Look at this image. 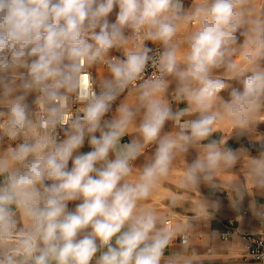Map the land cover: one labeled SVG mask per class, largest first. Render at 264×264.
<instances>
[{
	"label": "clouds",
	"instance_id": "obj_1",
	"mask_svg": "<svg viewBox=\"0 0 264 264\" xmlns=\"http://www.w3.org/2000/svg\"><path fill=\"white\" fill-rule=\"evenodd\" d=\"M247 2L203 0L182 14L180 0H0V139L19 141L0 153V264H161L178 230L143 202L168 176L176 154L206 140L218 118L246 126L264 99V19L249 20ZM181 20L198 25L183 51L175 42ZM245 25L242 59L250 74L239 73L242 87L225 100L220 93L229 85L213 71L236 72L231 56ZM140 35L163 45L158 59L146 45L106 59ZM150 61L159 75L139 84L138 106L122 104L102 124ZM98 62L107 63L111 76L97 93L83 69ZM169 76L177 81V99L188 105L180 111L162 99ZM33 93L39 113L28 102ZM72 94L84 103L83 115L67 113ZM218 102L222 113L214 110ZM140 108L142 141L122 144ZM192 113L199 115L181 123ZM169 120L179 131L161 136ZM57 127L65 129V139H57ZM86 137L92 150L79 152ZM151 143L152 161L132 179V162ZM203 147L181 186L210 180L216 168L236 161L215 141ZM253 164L264 187V159Z\"/></svg>",
	"mask_w": 264,
	"mask_h": 264
},
{
	"label": "crops",
	"instance_id": "obj_2",
	"mask_svg": "<svg viewBox=\"0 0 264 264\" xmlns=\"http://www.w3.org/2000/svg\"><path fill=\"white\" fill-rule=\"evenodd\" d=\"M180 2L183 14L191 13L197 7L199 0H180ZM117 11L118 9H114L109 17L110 20H115ZM188 23L183 20L178 21L179 31L175 42L182 51L187 49V36L197 28ZM133 48L130 39L127 45L116 50L125 55L127 50ZM260 64L264 67V60H261ZM91 68L96 81L103 82L111 76L109 69L102 66L91 65ZM247 69L248 65L244 62L239 63L236 72L229 71L225 67L213 71V76L223 79L229 85L220 93L225 100L230 98L229 94L233 87H242L239 73L250 74ZM168 82L169 86L162 94L163 101L174 111L188 107L186 101L177 99L175 78L169 76ZM35 94L28 97L30 104ZM138 95V87L127 90L113 112L101 123L112 120L118 114V108L122 104L135 109L139 104ZM4 110L3 106H0V111ZM214 110L222 113V104L218 102ZM143 112V108L137 112L133 124L121 140L122 144L129 143L133 139L142 141L138 128L143 119ZM198 115L199 113L185 115L181 117V123L195 119ZM178 131L176 123L169 120L161 130V136L175 135ZM95 135L99 136V132ZM213 141L217 142L222 150H232L236 156L235 163L231 166L221 165L216 168L210 174V180L201 178L200 182L194 186H181L189 165L203 156L205 151L203 145ZM8 147L12 146L5 137L0 139V153L5 152ZM155 148L156 143L145 145L142 154L132 162V179L152 161ZM91 150L86 137L83 147L78 151L86 153ZM109 158L114 159V155L110 153ZM258 159H264V99L250 115L246 126L237 127L228 117L218 118L213 125L212 134L206 140L191 145L186 152L176 154L168 176L162 178L150 198L143 202L144 206L154 209L165 220L170 219L172 228L178 230L172 242L164 250L161 264H258L248 257L243 240L239 237L241 233L263 231L257 220L259 213L264 210V187L257 184L258 176L253 164ZM69 167H71V161H69ZM2 180L3 178L0 177V181ZM173 199L176 201L175 204L172 203ZM77 203L79 201L69 202V209H74ZM230 223L235 234L231 238L224 239L222 232ZM162 226L158 225V227ZM181 234L187 235L186 243L180 242Z\"/></svg>",
	"mask_w": 264,
	"mask_h": 264
},
{
	"label": "built area",
	"instance_id": "obj_3",
	"mask_svg": "<svg viewBox=\"0 0 264 264\" xmlns=\"http://www.w3.org/2000/svg\"><path fill=\"white\" fill-rule=\"evenodd\" d=\"M195 21H191V23H194ZM126 34L131 36L130 30H126ZM132 45L134 48L140 47V46H148L152 49V52L150 55H152L154 58L159 57V54L164 50L163 45L159 42L153 43L150 40H145L143 38V35L136 36L131 39ZM124 54L121 52L117 51L116 49H113L109 52L108 57L106 59H110L112 57H120L124 58ZM94 65L102 66L105 69H108V65L106 62H98ZM83 72L85 75H87L89 79V84L90 86L98 93L101 90V86L103 85V82L96 81L95 76L93 74V70L91 66H86L83 69ZM153 74L159 75L158 69L155 65L152 64L150 61L149 64L146 67L145 72L142 74L139 80L134 82L133 84H130L123 92L120 93V95L117 97V99L112 103V107L110 111L104 116L106 118L113 110L115 109L116 105L118 104L120 98L122 95L129 90L130 88L133 87H138L139 84H141L144 80L149 79ZM167 79V77H166ZM37 94H35L34 99L31 103L32 109L34 113H39L40 108L39 106L34 103L35 97ZM84 103L81 102L79 99H77L75 94L70 95L68 101H67V113L74 117L76 115H83V113L80 111L84 107ZM35 118V117H34ZM103 118V119H104ZM67 127V126H65ZM56 132L58 133L57 139L58 140H63L65 139V129L63 127H57ZM5 139L8 141V143L14 147L16 143L19 141H12L8 139L5 136ZM166 221L170 222V219H166ZM258 224L260 227L263 228L262 232H257V233H241L239 234V237L243 240V246L246 250V253L248 257L253 260L254 262L258 264H264V210L259 213L258 217ZM232 223L226 227V229L222 232V238L227 239L231 238L235 233L234 230L231 228ZM187 235L186 234H181L180 235V242L181 243H186ZM100 255V253H97V257Z\"/></svg>",
	"mask_w": 264,
	"mask_h": 264
},
{
	"label": "rangeland",
	"instance_id": "obj_4",
	"mask_svg": "<svg viewBox=\"0 0 264 264\" xmlns=\"http://www.w3.org/2000/svg\"><path fill=\"white\" fill-rule=\"evenodd\" d=\"M202 3L203 0H199L197 6L201 5ZM245 9H246V16L249 20H253L257 18L264 19V0H248L247 4L245 5ZM188 24L195 27L198 26L196 22L194 23L189 22ZM249 28L250 25H245L236 33L237 43L234 45V47L237 49V51L231 56V59L233 61H236L238 66L239 63L242 64L244 63L242 59L243 48L241 46L244 44V41L246 39V36L243 33H245ZM30 96H32V94Z\"/></svg>",
	"mask_w": 264,
	"mask_h": 264
}]
</instances>
